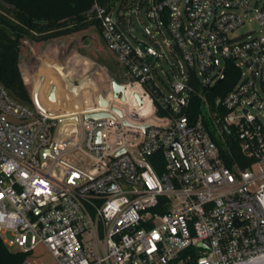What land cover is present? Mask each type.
<instances>
[{
	"label": "built area",
	"instance_id": "built-area-1",
	"mask_svg": "<svg viewBox=\"0 0 264 264\" xmlns=\"http://www.w3.org/2000/svg\"><path fill=\"white\" fill-rule=\"evenodd\" d=\"M120 2L93 8L119 79L89 83L78 97L63 88L57 103L50 88L36 102L37 81L29 102L0 84L3 243L30 256L43 246L58 264L264 256V0H149L171 36L163 44L134 43ZM247 18L259 33L237 35ZM164 47L183 62L169 94L156 82ZM227 62L239 79L210 98ZM114 81L124 90L115 93ZM229 140L253 160L246 169L225 164Z\"/></svg>",
	"mask_w": 264,
	"mask_h": 264
},
{
	"label": "trees",
	"instance_id": "trees-1",
	"mask_svg": "<svg viewBox=\"0 0 264 264\" xmlns=\"http://www.w3.org/2000/svg\"><path fill=\"white\" fill-rule=\"evenodd\" d=\"M118 0H0V84L11 89L19 98L30 101L26 89L27 83H32L31 76L20 75L22 68V41L44 42L43 48L50 42L66 38L90 28H96L100 35L102 21L93 10L95 5L110 10ZM128 0H121L118 10L123 9ZM164 0H159V2ZM123 20V16H120ZM58 40L40 59L43 65L37 75L45 68H51L56 62L58 50L63 46ZM42 48V49H43ZM77 52H74L75 54ZM223 82L213 91H207L210 98L225 96L239 79V70L231 62H227ZM36 75V76H37ZM36 83V80L34 81ZM200 101L194 100L192 114L199 110ZM225 164L233 168L238 165L242 169L249 167L253 160L241 152L237 140L227 141L226 149L222 150ZM160 172V170H159ZM30 253L10 250L0 237V264H26Z\"/></svg>",
	"mask_w": 264,
	"mask_h": 264
},
{
	"label": "rangeland",
	"instance_id": "rangeland-1",
	"mask_svg": "<svg viewBox=\"0 0 264 264\" xmlns=\"http://www.w3.org/2000/svg\"><path fill=\"white\" fill-rule=\"evenodd\" d=\"M140 1L141 0H128L123 9L120 10L121 16L124 17L128 30L132 35L130 39L134 43L136 42V39H139L149 44L153 43V38H156L161 44L164 43V39L171 41V36L167 28L165 26L157 27V23L152 16L151 10H149V0L143 4H140ZM249 18H253V15H250ZM249 18H247V23L237 30V35L246 34L252 30H255L256 34L259 33V27L255 22H249ZM58 40H62L63 42V38H59L50 42L44 48V42H32L29 39L25 40V43L24 40L22 41L21 58L19 60L22 61L19 63L21 64L22 68L19 72L20 75L27 74L33 78L32 83L25 84L26 88L28 86L30 89L33 88L31 84H33L35 80L37 81L38 86L41 78L44 77V81L40 87L38 95L40 92L48 88H50L51 91V86L53 84L56 85V92H63V88H66L64 86L60 72L54 67L45 68L37 75L39 68L45 65L40 59L37 58L44 57L49 48ZM70 44H73V53L77 52L72 54L70 60V67L75 72V76L77 78H83L85 76L87 77L94 67L98 68V72H96L93 76V82L96 83L97 90L99 86H101L98 82L103 84V82L108 81L109 78L119 79L121 74L120 71H123V69L116 64L114 56L107 49L102 36L96 28H90L88 30L75 33L71 36H67L66 45L70 47ZM33 49L36 51L37 58L34 57ZM164 50L168 61H162V70L166 74H163L161 71H159L161 78H156V82L163 92L169 94V85L175 80V76L178 73L177 61L181 62V64H183V62L180 57L176 59V57L173 56L166 47H164ZM88 85L89 83H86L79 91L78 95H74L72 91L70 92H72L74 96L78 97L84 89L88 88ZM92 86L93 84L90 83L89 87ZM9 92L12 96H18L11 89H9ZM55 103H57V101H55ZM26 264L58 263L43 246H39L35 253L28 258Z\"/></svg>",
	"mask_w": 264,
	"mask_h": 264
},
{
	"label": "water",
	"instance_id": "water-1",
	"mask_svg": "<svg viewBox=\"0 0 264 264\" xmlns=\"http://www.w3.org/2000/svg\"><path fill=\"white\" fill-rule=\"evenodd\" d=\"M63 43L64 45L59 47L56 62L52 64V67L56 68L60 72V75L62 77V80L64 82L66 89L69 91H72L74 95H78L79 91L84 87L86 83H93V76L96 72H98V68L94 67V69L88 74L86 78H77L76 76H74L72 69L70 67V60L73 54V44H70V47H68L66 45V38L63 39ZM44 64L45 66L47 65L46 63ZM223 79H224V76L218 81V85L223 82ZM43 81H44V77L41 78L35 90L34 97L37 103H38V92L40 90V87ZM31 86L33 87V84H31ZM113 88H114L115 93H118L124 90V86L118 84L116 81L113 82ZM207 88L208 86H206V89ZM26 89L29 93H31L32 89L28 88V86ZM55 92H56V85L53 84L51 86V91H50V96H49L50 100L53 102L56 101ZM101 103L103 105H107V102L104 100H101ZM182 103H184V100L182 101ZM101 116H105V114H94L92 117H101ZM240 264H264V256L258 259L247 261V262L240 263Z\"/></svg>",
	"mask_w": 264,
	"mask_h": 264
},
{
	"label": "bare ground",
	"instance_id": "bare-ground-1",
	"mask_svg": "<svg viewBox=\"0 0 264 264\" xmlns=\"http://www.w3.org/2000/svg\"><path fill=\"white\" fill-rule=\"evenodd\" d=\"M72 72H73V74H74V76H75V75H76L75 72H74L73 70H72ZM92 84H93V86H94L95 88L97 87V85H96L95 82H93Z\"/></svg>",
	"mask_w": 264,
	"mask_h": 264
}]
</instances>
